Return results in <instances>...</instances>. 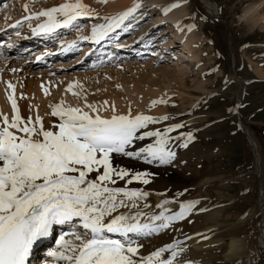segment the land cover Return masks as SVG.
I'll return each mask as SVG.
<instances>
[{"label": "rangeland", "instance_id": "374dc122", "mask_svg": "<svg viewBox=\"0 0 264 264\" xmlns=\"http://www.w3.org/2000/svg\"><path fill=\"white\" fill-rule=\"evenodd\" d=\"M107 1L98 0L93 6H89L88 10L93 15L80 16L67 26L56 27V38L50 40V45L49 42L36 40L41 43L30 52L22 53L23 48L16 47L15 50L11 48L14 51L9 56L6 53L9 47L1 48L5 55L0 52V80L8 78L10 84H13L14 98L22 118L27 120L31 117L34 121L37 116L34 110L37 107L39 112L42 111L43 123L49 128L59 122V118L51 113L53 106L62 97L63 86L77 73L93 75L79 79V85L88 89L92 99H106L110 93H120V80H129L131 77L142 87L148 86L150 91L154 89L155 95L144 103L140 112L135 108L136 105H132L127 109L128 112L119 115L155 118L156 122L141 129V133L164 131L183 125L168 133L170 139L167 147L175 153V158L171 163L160 164L158 161L145 163L143 157L134 159L113 154L114 166L151 174L147 177L150 180L148 184L138 181L127 184L128 178H125L119 180L116 186L146 192L158 189L164 199L179 205L175 209L170 202L163 208H157L152 206L153 200L148 195L139 204L149 216L158 215L164 209L169 210L166 215H171L180 211L181 204H193L194 207L185 213L184 219L173 221L167 229L136 237L137 242L143 245L139 255L146 256L153 250L174 243L184 248L190 236L211 226L213 228L204 230L209 233L214 228L226 229L216 234L222 241L232 237L241 238L246 232L252 231L251 227L257 221L258 217L255 215L250 221H243V218L253 208L259 214L261 189L256 157L239 122L238 112L259 144L264 186V74L259 73H264V27L261 26L264 24V0H165L161 7L149 12V8L136 9L134 15L124 20L127 21L124 27L110 36L109 44L104 46L105 50H101L103 45L90 49L93 28L107 24L108 18H112L111 15H103L107 13V5L104 4ZM150 2L144 0L143 4L148 5ZM64 3H76V0H5L0 5V32L4 35L7 32L6 39L10 38L6 45L14 44L17 39L26 46L31 45L33 39L27 37L29 32L41 30L39 25L46 22V17H26ZM170 4L187 6L188 14L181 26L168 22V18L164 17ZM255 19L260 20V25H252ZM17 21L21 23L16 29H12L11 34H8L10 29L2 27L12 22L17 24ZM181 27L184 30L194 29L201 38L199 41L202 43L196 42L198 59L189 56L190 52L179 37L182 34ZM62 43L70 46L69 49L72 47L73 52L69 55L51 54L47 57L48 61L43 59L36 67H28V62L25 61L27 58L34 57L44 47L50 48L46 52L52 48L57 49ZM166 44V50L170 46L168 51H174L173 59L180 56L184 65L182 74L173 65L174 62L167 61L171 56L167 60L162 58L160 64L159 61L152 62V49L156 48L157 52ZM115 69L121 70L120 76L125 77H116ZM41 71H44L43 74ZM235 73L241 86L235 80ZM41 77L44 78V83L40 92L29 88V85L35 86L33 83ZM116 78L120 80L117 81ZM103 85L108 86L107 89L97 93ZM157 88H166L167 91L157 92ZM240 91L241 101L238 104ZM165 116L168 119H162ZM189 134L192 137L190 141ZM155 139L147 137L134 141L129 150L154 144ZM185 143L187 147L182 146ZM206 178H213L218 182L199 189L197 186ZM145 203L149 207L144 208ZM141 220L147 221V217H142ZM71 230L70 226L63 228V232L54 229L49 237L37 242L36 246L39 247L35 252V259L38 263H49L52 258L42 252L56 250L60 236ZM253 253L258 254L252 251V254L244 253L242 258L224 260L220 257L209 263L199 264H264L261 254L254 256Z\"/></svg>", "mask_w": 264, "mask_h": 264}, {"label": "snow or ice", "instance_id": "6c2138e0", "mask_svg": "<svg viewBox=\"0 0 264 264\" xmlns=\"http://www.w3.org/2000/svg\"><path fill=\"white\" fill-rule=\"evenodd\" d=\"M138 7L93 28L91 39L98 43ZM57 14L64 19L58 20ZM90 15L93 13L82 0H76L26 18L47 17L39 28L49 32L67 26L80 16ZM8 99L13 111L11 120L0 113V264H27L34 245L49 237L54 226L64 225L72 230L62 234L57 249L48 253L58 264H174L177 251H172L169 259L162 257L175 245L140 256L143 245L135 237L167 229L173 221L184 219L194 205L181 204L180 211L171 215L165 214L168 209L158 215H147L139 201L146 199L148 192L116 185L125 178L127 184L134 181L148 184L147 177L151 174L114 166L113 154L143 157L145 163H171L175 153L167 147L168 133L183 125L141 133V129L156 119L130 114L104 118L95 105L85 103L89 112L79 106L65 107L61 102L53 106L51 113L59 122L46 129L39 115L34 121L31 117L25 120L14 96ZM112 109L115 111L114 105ZM147 137H155V143L138 151L129 150L134 141ZM188 139H192L191 134ZM168 203L165 200L156 207L163 208ZM143 207L149 205L145 203ZM145 216L147 222H142ZM156 221L160 223L155 224Z\"/></svg>", "mask_w": 264, "mask_h": 264}, {"label": "bare ground", "instance_id": "6f19581e", "mask_svg": "<svg viewBox=\"0 0 264 264\" xmlns=\"http://www.w3.org/2000/svg\"><path fill=\"white\" fill-rule=\"evenodd\" d=\"M83 1H84L83 3L86 6L88 3L87 7L89 8V6L90 7H91V5L93 6L94 2H97L98 0H83ZM150 1L151 2L148 5H145V4H143L144 0H108L106 3H104L107 5V8H106L107 13H104L103 15H111L112 18L118 17L119 14H122L123 12L128 11L129 9L133 8L136 5H139V7L137 9L141 8L144 10L145 8L146 9L149 8L148 9V12H149L151 10L156 9L158 6L161 7L163 5V2H165V0H150ZM56 6L58 7V5H56ZM259 7H260V5H259ZM187 14H188V9H187L186 5H183V4H177V5L172 4L171 5L170 4V6H169L168 10L166 11L164 17L166 19L168 18V22L171 21V22H174L175 24H178L181 26L184 22V18L187 16ZM132 15H134V13ZM57 17L61 21L64 19L62 16L59 17V14H57ZM6 21H8V20H6ZM46 21H47V17H46ZM125 22H127V21H125ZM125 22L123 21L119 28H114L112 31H110L108 33V35L109 34H115L116 31H118L119 29L124 27ZM259 22H260L259 19H255V21L253 22L252 25L256 26L259 24ZM15 25H16V23H15ZM261 26L264 27V24H262ZM180 30H181L182 34H181V36L179 35V37L184 41L185 46L187 47L188 51L190 52L189 56L192 57V59L193 58L198 59L199 53L196 51V48L198 46V45H196V42L202 43L201 41H199L201 38L199 37V35L197 34V32L194 29L188 28V29L184 30L183 27H181ZM14 33H15V35H18V34H16V32H14ZM0 35L3 36L4 33L0 32ZM71 45H73V43H71ZM166 46H167V44L163 45L162 48H160L156 52V54H154V56L158 55V53H159V55L163 54V57H165L164 59L167 60L168 55H170L172 57L171 59L175 60L174 63L178 64L177 68H179V70L182 74V69H184V65L180 61V56L178 58L179 60L177 58H176L177 60L173 59V58H175L173 56L174 51H168L170 49V46L166 50ZM69 47L70 46L62 43L57 48L59 50H57L56 48L55 49L52 48V50L49 52H46V51H48L50 48L44 47L42 49V51H39L38 53H36L34 57H29L25 61L28 62L27 63L28 67L34 68L39 64V61L42 58L48 57L51 54L63 53L65 50L70 51L72 47L70 49H69ZM29 49H33V48L29 47ZM155 49L156 48L152 49L153 53L155 52L154 51ZM45 52H46V54L42 58H39L40 55H42ZM35 60H36V62H33ZM161 61H162V59L159 61L158 64H160ZM151 63H150V65H151ZM153 66H154V64H153ZM136 68H138V66ZM41 72L43 74L44 71H41ZM166 72L169 73V70H166ZM115 73L117 74L116 77H118V76H119V78L125 77L124 75L122 77L120 76V75H122V72L119 69L116 70ZM259 73L264 74L262 72H259ZM92 76L93 75L82 74V73H77L75 76L73 75L70 79H68V82L66 81L67 84L63 86L64 90L62 91V97L59 100V102L55 105L61 104V102H63L65 107H67V106H72V107L79 106V107L83 108L84 111L90 112L91 110L88 108H85L84 105H85V103L92 104V105L97 106L100 109L99 114L102 117L111 118L112 115H119L120 113L128 112L127 109L129 107L131 108L132 105H136L135 108H138V112H140L144 108V103L149 101L150 100L149 98L154 94V92H153L154 89H153V91H150V89H151L150 87H148V86L147 87L145 86V88L142 87L134 78L131 77L129 80H127V79L126 80H122V79L120 80L119 79L120 80L119 86L121 89L120 93H117V92L110 93L109 95L106 96V99L105 98L99 99V100L92 99L89 97L88 89L86 90V88H83V87H81V85H79V83H80L79 79L80 78H86V77H92ZM1 79L2 80H0V113H2L3 115H7L10 119L13 116V111H12L11 101L8 99V97L10 95L14 96V92L12 90L14 88H9L10 79H8V78H5V79L1 78ZM46 79L48 80V78H46ZM15 80H17V79L15 78ZM119 80L117 79V81H119ZM43 81H44V78L41 77L40 79H38L36 82L33 83L36 87L33 85H29V88H34L35 90H38L40 92L42 87H43V83H44ZM15 85H16V83H15ZM70 85L72 86L71 90H69ZM38 86H41V88H38ZM100 87H101V89H98L97 93H100L102 90L105 91L108 86L103 85ZM161 89L162 88H157L156 90H157V92L165 93L164 90L166 88L164 90L163 89L161 90ZM166 91H167V89H166ZM15 92H16V90H15ZM73 93H78V95H73ZM58 97H60V96H58ZM105 101L108 102L107 106L104 105ZM112 105L115 106V111H113ZM36 108L34 111H36L37 115H39L41 117L42 111L39 112L38 108L37 109ZM91 114L95 115V113H91ZM136 114H138V113H136ZM49 123H50V121H49ZM44 127H46V129L49 128L48 125L44 126ZM246 128H247V132H248V141L251 144L252 149H253L254 154H255V157H256L255 159H256V164H257V168H258V174L257 175L260 178L259 180L261 181V186H260V189H261L260 193L261 194H260V199H259V202H260L259 203V209H260L259 214L256 211V209L253 208L243 218V221H250L254 215L258 217L256 223L253 224L251 227L252 231L246 232L241 238L232 237V238H229L228 240L222 241V239H219L218 235H216V234H218L220 231H223L224 229L214 228L215 231L212 229L213 231L209 230L210 232L207 233L205 230L211 229V228H213V226H211L209 228H204L205 230L204 229L199 230L196 234L190 236L189 239L187 240V242L185 243L184 248L182 246L179 247V244H176V243L172 244V245H175V247L170 249L168 252H165L163 257H162L163 259L171 258V252L177 251L179 253V255L176 257L174 264H199L200 262L209 263L210 261L217 259V258H220V257L223 258L224 260H231V258H236V257L242 258L244 253H250L251 252V254H252V251H253L255 253H258L257 255H255L253 253L254 256H259V253H260L261 258L264 260V186L262 183V173H263L262 163H261V158H262L261 156L262 155H261V152L259 151L260 147H259L257 140L254 137V134L249 130L248 126H246ZM142 147H144V146H142ZM140 148L141 147L137 146L136 148H133V149L138 151ZM217 182L218 181L216 179L206 178V179L202 180L197 187L199 189H202V188H205L209 185H214ZM147 192L149 193V196L153 200L152 206H156L158 204H161L163 201L166 200V199H164L163 195L161 194L160 190H158V189L157 190H147ZM170 205H172V207L175 209H178V206H179L177 202H171ZM164 206H166V205H164ZM141 210L143 211L142 208H141ZM121 211H126V210L121 209ZM133 211H135V210H133ZM142 222H147V221H142ZM155 224H159L158 221H156ZM66 226H68V225H66ZM66 226H64V228ZM56 227H58V226H54V229H56ZM162 237H164V236L162 235ZM215 237H217V238H215ZM35 246L36 245H34V247ZM161 248H164V247H161ZM50 251H53V249L52 250L48 249V251H44L42 253L48 254ZM153 252H154V250H153ZM150 254H148V255H150ZM137 258H139V257H137ZM31 262H32L31 264H34V263L35 264H42L43 263V262L42 263L35 262V259H33ZM262 262H264V261H262ZM45 263L46 264H58V262L55 261L53 258L50 259L49 263L47 261L46 262L44 261V264ZM61 264H62V262H61Z\"/></svg>", "mask_w": 264, "mask_h": 264}, {"label": "water", "instance_id": "95a60500", "mask_svg": "<svg viewBox=\"0 0 264 264\" xmlns=\"http://www.w3.org/2000/svg\"><path fill=\"white\" fill-rule=\"evenodd\" d=\"M234 77H235L236 82L240 85V82L238 80V77H237V74L236 73H235V76ZM238 96H239L238 97V104H239V102L241 101V97H240L241 96V91L239 92ZM238 118H239V122H240L241 126L243 127V129H244V131L246 133V137L248 139V132H247V128H246L247 125L243 121V119H242L241 115L239 114V112H238ZM259 185L261 186V181L260 180H259Z\"/></svg>", "mask_w": 264, "mask_h": 264}]
</instances>
